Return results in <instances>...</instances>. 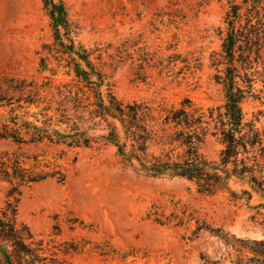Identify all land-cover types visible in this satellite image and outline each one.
<instances>
[{
    "label": "rangeland",
    "instance_id": "obj_1",
    "mask_svg": "<svg viewBox=\"0 0 264 264\" xmlns=\"http://www.w3.org/2000/svg\"><path fill=\"white\" fill-rule=\"evenodd\" d=\"M63 2L72 37L102 58L104 72L121 100L159 108L179 105L185 98L204 108L224 105L220 78L226 70L225 19L232 5H243L244 0ZM53 42L41 0H0L1 77L39 84L47 78L57 84L71 82L64 69L55 77L49 70L40 71L43 46ZM257 50H251L254 70L259 71L255 97L245 100L242 109L264 141V47ZM170 56H176L175 61L168 60ZM16 149L0 141V151ZM222 149L210 138L204 152L215 160ZM63 150L67 156L61 159ZM21 151L41 155L44 162L57 161L64 169L62 182L49 179L23 189L19 220L68 264H201L202 254L226 258L227 264L228 256L254 264L253 241L264 240V217L259 215L264 209L257 208L258 196L250 203L234 201L228 194H199L184 179L147 177L125 166L112 147L72 151L43 144L22 146ZM232 186L238 192L245 189L236 182ZM8 189L0 181V209ZM175 205L179 215L184 212L191 221L183 226L160 225L148 217L154 206L169 216ZM198 223L222 230V238L198 231Z\"/></svg>",
    "mask_w": 264,
    "mask_h": 264
},
{
    "label": "trees",
    "instance_id": "obj_2",
    "mask_svg": "<svg viewBox=\"0 0 264 264\" xmlns=\"http://www.w3.org/2000/svg\"><path fill=\"white\" fill-rule=\"evenodd\" d=\"M41 1L54 42L43 46L40 71L49 70L55 77L59 69H64L71 82L57 84L47 78L39 84L0 76V141L18 147L0 151V181L9 185L0 209V264H68L19 220L23 189L49 179L62 182L64 169L57 161L44 162L41 155L23 153L22 146L46 144L72 151L112 147L121 162L139 174L184 179L206 196L228 194L231 200L248 203L258 196L257 208L264 209V141L255 123L245 120L242 109L245 100L255 97L259 71L254 70L251 50L264 47V0H244L243 5H232L227 13L223 44L226 70L220 78L225 103L211 108L190 98L162 108L144 101L121 100L104 72L102 58L77 45L72 37L63 0ZM244 7L247 10L243 15ZM175 58L170 56L168 60ZM52 63L56 66L51 68ZM210 138L223 146L215 160L204 152ZM62 152L61 159L67 156V151ZM233 182L245 189L236 191ZM175 207L167 216L161 207L154 206L148 217L160 225L174 222L183 226L188 219L186 213L180 216V208ZM259 215L264 217L263 213ZM197 230L222 238V230L206 224L198 223ZM253 244L254 258L250 261L264 264V240ZM228 258L230 264H243L242 260ZM226 261L201 256V264Z\"/></svg>",
    "mask_w": 264,
    "mask_h": 264
}]
</instances>
